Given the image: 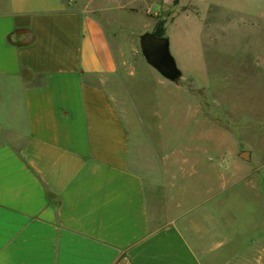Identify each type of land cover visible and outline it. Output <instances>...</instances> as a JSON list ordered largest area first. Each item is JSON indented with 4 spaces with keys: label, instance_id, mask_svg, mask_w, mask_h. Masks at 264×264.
Wrapping results in <instances>:
<instances>
[{
    "label": "crops",
    "instance_id": "crops-1",
    "mask_svg": "<svg viewBox=\"0 0 264 264\" xmlns=\"http://www.w3.org/2000/svg\"><path fill=\"white\" fill-rule=\"evenodd\" d=\"M142 5L174 0L0 5V264H238V239L200 251L178 218L151 219L130 168L112 38L139 33Z\"/></svg>",
    "mask_w": 264,
    "mask_h": 264
},
{
    "label": "rangeland",
    "instance_id": "rangeland-1",
    "mask_svg": "<svg viewBox=\"0 0 264 264\" xmlns=\"http://www.w3.org/2000/svg\"><path fill=\"white\" fill-rule=\"evenodd\" d=\"M141 14L137 35L112 38L119 73L109 89L149 215L178 218L200 251L238 239V264H264V0H174L172 13ZM153 19H167L174 81L141 53Z\"/></svg>",
    "mask_w": 264,
    "mask_h": 264
},
{
    "label": "water",
    "instance_id": "water-1",
    "mask_svg": "<svg viewBox=\"0 0 264 264\" xmlns=\"http://www.w3.org/2000/svg\"><path fill=\"white\" fill-rule=\"evenodd\" d=\"M140 48L146 62L163 77L174 81L181 76V71L171 55L168 37H157L151 32H146L140 37ZM243 157H247L246 152Z\"/></svg>",
    "mask_w": 264,
    "mask_h": 264
},
{
    "label": "trees",
    "instance_id": "trees-1",
    "mask_svg": "<svg viewBox=\"0 0 264 264\" xmlns=\"http://www.w3.org/2000/svg\"><path fill=\"white\" fill-rule=\"evenodd\" d=\"M151 33L157 37H167L166 28H165V19H158Z\"/></svg>",
    "mask_w": 264,
    "mask_h": 264
}]
</instances>
